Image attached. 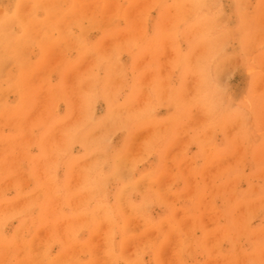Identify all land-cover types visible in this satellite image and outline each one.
Returning a JSON list of instances; mask_svg holds the SVG:
<instances>
[{"label":"rangeland","instance_id":"obj_1","mask_svg":"<svg viewBox=\"0 0 264 264\" xmlns=\"http://www.w3.org/2000/svg\"><path fill=\"white\" fill-rule=\"evenodd\" d=\"M24 1L0 0V264H264V0Z\"/></svg>","mask_w":264,"mask_h":264},{"label":"bare ground","instance_id":"obj_2","mask_svg":"<svg viewBox=\"0 0 264 264\" xmlns=\"http://www.w3.org/2000/svg\"><path fill=\"white\" fill-rule=\"evenodd\" d=\"M23 1H24V0H23ZM23 1L21 0L20 4L23 3ZM26 1H29V0H26ZM30 1H32V0H30ZM42 1H43V0H42ZM9 2H10V1H9ZM32 2H33V1H32ZM204 2H205V1H204ZM24 3H25V1H24ZM24 3H23V5H24ZM27 3H28V2H27ZM34 3H35V2H34ZM177 3H178V2H177ZM185 3H186V2H185ZM25 4H26V3H25ZM92 4H93V3H92ZM14 5H15V4H14ZM27 5H28V4H27ZM8 6H9V5H8ZM18 6H19V5H18ZM33 6H34V5H33ZM38 6H39V5H38ZM48 6H49V4H48ZM21 7H22V5H21ZM171 7H172V6H171ZM25 8H27L26 5H25ZM40 8H41V7H38L37 9H40ZM94 8H95V7H94ZM243 8H244V7H243ZM19 9H20V8H18V10L16 11V13H18V12L20 11ZM23 9H24V6H23ZM30 10H31V9H30ZM143 10H144V9H143ZM5 11H6V10H5ZM3 12H4V10H3ZM28 12H29V11H28ZM4 13H5V12H4ZM32 13H33V12H31V16H32ZM53 13H54V12H52V14H53ZM1 14H2V13H1ZM1 14H0V15H1ZM7 14H8V13H7ZM23 14H24V13H23ZM52 14H51V15H52ZM25 15H26V14H25ZM25 15H24V16H25ZM54 15H55V14H54ZM17 16H18V15H17ZM24 16H23L22 18H24ZM26 16H28V18H30L29 15H26ZM26 16H25V17H26ZM73 16H74V15H73ZM53 18H55V17L53 16ZM6 20H7V19H6ZM12 20H13V19H12ZM1 21H2V20H1ZM3 21H4V20H3ZM39 21H40V20H39ZM65 21H67V19H65ZM6 22H7V21H6ZM10 22H11V21H10ZM10 22H8V24H9ZM12 22H14V21H12ZM23 22H24V21H23ZM23 22H22V23H23ZM37 22H38V21H37ZM24 23H25V22H24ZM24 23H23V24H24ZM26 23H27V22H26ZM28 23H30V22H28ZM47 23H48V22H47ZM2 24H3V23H2ZM13 24H14V23H13ZM39 24H40V23H39ZM5 25H7V23H6ZM41 25H42V27H43V24H41ZM59 25H60V24H59ZM61 25H62V24H61ZM64 25H65V24H64ZM64 25H63V27H64ZM70 25H71V24H70ZM102 25H103V24H102ZM1 26H2V25H1ZM3 26H4V24H3ZM12 26H13V25H12ZM10 27H11V25H10ZM10 27H9V28H10ZM25 27H26V29H27V26H25ZM25 27H23V28H25ZM61 27H62V26H61ZM9 28H8V29H9ZM11 28H12V27H11ZM36 28H37V27H36ZM44 28H45V26H44ZM66 28H67V26H66ZM81 28H82V27H81ZM21 29H22V28H21ZM34 29H35V28H34ZM61 29H62V28H61ZM36 30H37V29H36ZM63 30H64V29H63ZM63 30H62V31H63ZM83 30H85V28H84ZM32 31H33V30H32ZM43 31H44V30H43ZM66 31H68V30H66ZM26 32H27V30H26ZM63 32H64V31H63ZM18 33H19V32H18ZM32 33H33V32H32ZM66 33H67V32H65V34H66ZM78 33H79V31H78ZM81 33H82V32H81ZM30 34H31V33H30ZM60 34H61V33H60ZM62 34H64V33H62ZM82 34H85V35H86V33H82ZM39 36H40V35H39ZM43 36H44V35H43ZM75 36H76V35H75ZM75 36H73V37H71V38H74ZM26 37H27V36H26ZM33 37H34V35H33ZM80 37H81V36H80ZM35 38H36V37H35ZM44 38H45V36H44ZM44 38H43V39H44ZM48 38H50V37H48ZM48 38H47V40H49ZM77 38H78V37H77ZM43 39H42V40H43ZM51 39H52V38H51ZM106 39H107V38H106ZM39 40H40V39H39ZM47 40L45 39V41H47ZM62 40H63V39H62ZM45 41H44V42H45ZM41 42H43V41H41ZM48 42H51V41H48ZM78 42H79V41H78ZM81 42H83V39L81 40ZM125 42H126V41H125ZM33 43H34V42H33ZM75 43H76V42H75ZM142 43H143V42H142ZM77 44H78V43H77ZM80 44H81V43H80ZM0 46H1V45H0ZM98 46H99V45H98ZM41 47H42V46H41ZM93 47H96V46H93ZM96 48H97V47H96ZM50 50H51V49H50ZM82 51H83V50H82ZM141 51H142V50H141ZM1 52H2V51H1ZM53 52H54V51H53ZM87 52H88V51H87ZM88 53H89V52H88ZM99 53H100V52H99ZM6 55H7V54H6ZM102 55H103V54H102ZM28 57H29V56H28ZM30 57H31V56H30ZM18 64H19V63H18ZM1 67H2V66H1ZM144 68H145V67H144ZM100 74H101V73H100ZM140 74H141V73H140ZM104 75H105V74H104ZM104 75H103V77H104ZM107 78H108V76H107ZM192 79H193V78H192ZM106 80H107V79H106ZM18 81H19V80H18ZM108 81H109V80H108ZM103 82H104V81H103ZM105 82H106V81H105ZM105 82H104V83H105ZM16 83H17V82H16ZM101 83H102V82H101ZM188 83H190V82H188ZM188 83H187V84H188ZM192 83H193V82H192ZM17 84H18V83H17ZM23 84H24V83H23ZM27 85H28V84H27ZM100 85H101V84H100ZM188 85H189V84H188ZM16 86H17V85H16ZM9 87H10V86H9ZM159 88H160V87H159ZM17 89H18V88H17ZM19 89H20V88H19ZM99 91H100V90H99ZM32 101H33V100H32ZM68 107H69V106H68ZM154 107H155V106H154ZM35 112H36V111H35ZM65 115H66V114H65ZM95 117H96V116H95ZM138 117H139V116H138ZM191 120H192V119H191ZM48 122H49V121H48ZM191 122H192V121H191ZM89 130H90V129H89ZM89 130H88V131H89ZM40 135H41V134H40ZM135 142H136V141H135ZM132 146H133V145H132ZM127 153H128V152H127ZM117 160H118V159H117ZM119 161H120V160H119ZM73 170H74V169H73ZM117 170H118V169H117ZM74 171H75V170H74ZM124 171H125V170H124ZM119 173H120V172H119ZM132 173H133V172H132ZM144 180H145V179H144ZM123 208H124V207H123ZM106 218H107V217H106ZM124 219H125V218H124ZM130 221H131V220H130ZM131 222H132V221H131ZM131 224H132V223H131ZM128 226H129V225H128ZM128 226H127V227H128ZM131 227H132V226H131ZM133 228H134V227H133ZM130 231H131V230H130ZM114 250H115V249H114ZM121 255H123V253H122ZM121 257H122V256H121ZM125 258H127V257H125Z\"/></svg>","mask_w":264,"mask_h":264}]
</instances>
